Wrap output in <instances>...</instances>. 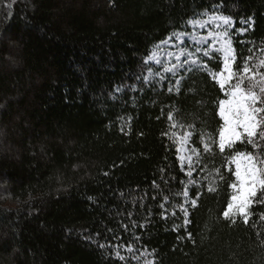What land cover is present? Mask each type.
Instances as JSON below:
<instances>
[{"label":"trees","instance_id":"16d2710c","mask_svg":"<svg viewBox=\"0 0 264 264\" xmlns=\"http://www.w3.org/2000/svg\"><path fill=\"white\" fill-rule=\"evenodd\" d=\"M94 1L95 10L0 0V264H264V204L252 206L248 224L225 221L230 153L201 148L198 183H189L168 120L171 111L174 121L195 123L197 147L200 133L216 136L225 97L209 73L220 71L223 57L181 73L179 95L167 91L171 74L151 84L137 79L160 41L214 13L234 21L237 64L250 49L258 63L264 0ZM249 18L252 26L243 23ZM185 184L189 201L199 197L196 207L184 204L187 217ZM109 242L136 251L121 247V261Z\"/></svg>","mask_w":264,"mask_h":264},{"label":"snow or ice","instance_id":"6c2138e0","mask_svg":"<svg viewBox=\"0 0 264 264\" xmlns=\"http://www.w3.org/2000/svg\"><path fill=\"white\" fill-rule=\"evenodd\" d=\"M243 23L252 26L254 22L249 18ZM188 24L192 31L174 33L156 45V51L144 61L148 74L139 76L137 79L144 84H151V77L155 76L159 77L160 81H167L169 80L167 74H171L175 82L172 87L167 88V91L179 95L180 84L183 80L181 73L191 72L194 69L207 70V61L213 59L216 53L222 54L220 71L209 73L225 97L218 101L217 113L222 123L216 136L212 137L210 134L200 133V147H197L193 140L195 123L185 124L178 120L174 121L175 114L171 111L168 113V120L173 129V142L179 141L177 153H183V155H178V160L181 163L182 171L188 177L189 183L193 185L198 183L194 178V172L196 171L195 164L200 162L201 148L203 153H213L214 147L219 150L220 154H224L226 151L230 153L223 166L234 177L233 182L229 185L232 194L221 215L225 221L230 223L234 224L237 218H241L245 224H248L252 206L264 204V70H262L264 69V59H259L258 63H253L256 53L250 49L251 55L243 57L242 64H237L238 58L230 36V29L234 27V21L229 15L214 13L208 19L189 20ZM210 25L212 27H209ZM198 29H203V34L198 33ZM247 30L248 28L239 29L241 34ZM189 36L192 37L191 43L195 45L194 49L181 47L186 43L183 37ZM162 45H168V48L163 49ZM172 48H176L179 55L173 53ZM257 51L264 53V48L257 49ZM169 56H174L178 63L167 60ZM153 64L159 65L160 69L154 71ZM132 90L135 91L136 88L133 87ZM116 91L119 92L121 89L117 88ZM164 135L167 136L168 133H164ZM237 145H250L252 151H241ZM216 175L223 180L218 169ZM214 190L213 187L208 188L209 192ZM182 195L184 202L180 205V211L187 217L188 210L184 204L196 207L199 197L189 201L187 184L184 186ZM152 198L156 199L155 196ZM168 203L169 197L164 196L163 203L160 205L163 210V219H167L166 205ZM172 215H176L175 210ZM260 219L264 220V213L260 214ZM184 223L187 225L190 221L185 218ZM124 228L127 230L128 226L124 225ZM191 235L189 232V239H191ZM98 246L103 249L105 244ZM107 246L115 250V257L121 261L125 260L119 251L121 247L129 252L136 251L131 244L120 245L109 242ZM132 258L140 259L139 256ZM145 264H155V262L145 261Z\"/></svg>","mask_w":264,"mask_h":264},{"label":"rangeland","instance_id":"374dc122","mask_svg":"<svg viewBox=\"0 0 264 264\" xmlns=\"http://www.w3.org/2000/svg\"><path fill=\"white\" fill-rule=\"evenodd\" d=\"M62 2H64V3H66V6H73V7H75V8H79V7H82V6H84L86 3V7H87V5L90 7V9L89 10H95L96 9V7H97V4H96V2L94 1V0H87V1H85V3H84V1L83 0H61ZM218 22V21H217ZM212 25H210L209 27H211ZM198 31V33H201V34H203V32H204V30L203 29H198L197 30ZM183 39H185L186 41H188V42H190L191 43V41H192V37H183ZM192 44V43H191ZM9 46H12L13 47V45H9ZM163 49H167L168 48V45H162L161 46ZM181 47H182V45H181ZM183 48V47H182ZM13 49V48H12ZM154 51H156V50H154ZM171 51L173 52V53H175L176 55H179V52H178V50L176 49V48H172L171 49ZM161 55H162V53H161ZM181 59H183V57H181ZM167 60H170V61H172L173 63H178V61H176L175 60V57L174 56H169V57H167ZM159 66V65H158ZM177 71H179V70H177ZM1 141V140H0ZM1 143H2V141H1ZM178 147H179V142H178ZM178 155H183V153H178Z\"/></svg>","mask_w":264,"mask_h":264}]
</instances>
